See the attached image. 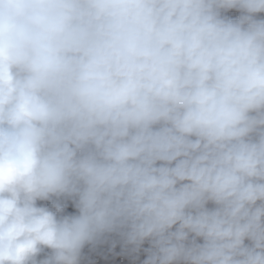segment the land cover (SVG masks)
Wrapping results in <instances>:
<instances>
[{
	"label": "clouds",
	"instance_id": "obj_1",
	"mask_svg": "<svg viewBox=\"0 0 264 264\" xmlns=\"http://www.w3.org/2000/svg\"><path fill=\"white\" fill-rule=\"evenodd\" d=\"M0 264H264V0H0Z\"/></svg>",
	"mask_w": 264,
	"mask_h": 264
},
{
	"label": "rangeland",
	"instance_id": "obj_2",
	"mask_svg": "<svg viewBox=\"0 0 264 264\" xmlns=\"http://www.w3.org/2000/svg\"><path fill=\"white\" fill-rule=\"evenodd\" d=\"M232 15H238V13L233 12Z\"/></svg>",
	"mask_w": 264,
	"mask_h": 264
}]
</instances>
